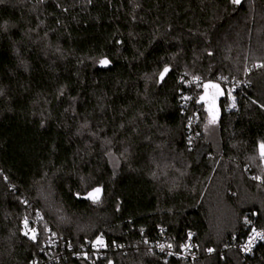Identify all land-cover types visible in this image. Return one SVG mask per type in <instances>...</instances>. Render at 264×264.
I'll list each match as a JSON object with an SVG mask.
<instances>
[{
  "label": "trees",
  "instance_id": "1",
  "mask_svg": "<svg viewBox=\"0 0 264 264\" xmlns=\"http://www.w3.org/2000/svg\"><path fill=\"white\" fill-rule=\"evenodd\" d=\"M255 64L264 0H0V264H264V242L230 247L264 229ZM206 82L235 84L236 109L216 98V141ZM98 237L95 262L73 257ZM188 239L194 261L155 249Z\"/></svg>",
  "mask_w": 264,
  "mask_h": 264
},
{
  "label": "built area",
  "instance_id": "2",
  "mask_svg": "<svg viewBox=\"0 0 264 264\" xmlns=\"http://www.w3.org/2000/svg\"><path fill=\"white\" fill-rule=\"evenodd\" d=\"M202 82H204V81L202 80V78H200L198 82H193L191 84L196 85L198 87L202 84ZM234 85L235 84H226L225 85L226 96L228 98V104H227V108H226L227 111L234 110L237 108V99H236V96L234 94ZM229 91H231V96L228 95ZM186 97H189V96L186 95ZM233 103H235V107H232ZM191 122L193 124H195L196 120L194 117L191 119ZM39 220H40V218H39ZM39 220H35V221L33 220L34 225H30L31 221H30V219H28V228L27 229L29 232H31L35 236L40 233V228H38V221ZM31 229H35V233H33L31 231ZM252 229H255L257 232L264 233V229L252 227L248 231L245 238H243L241 241H237L236 239H234L231 246H230L232 249L239 251L243 257H246V256L252 254L255 251V249L261 243L264 242V240H260L259 238H257L255 240L254 244L251 246V250L250 251L246 250V245L248 244L249 238L253 235ZM47 230L49 231V229H47ZM100 238L103 241L102 244H96V241H97V239H96V240L89 242L88 244L81 245V247L74 252H72L73 251L72 247H69L67 252L71 251L73 253V257H76L78 259H82V260L88 261V262L90 261L91 263H93V262H95L96 259H98L101 255L104 254L105 250H108L110 248L108 245V241L103 237H100ZM159 245H164L163 250H161ZM168 245H170V244H168ZM168 245L162 241H159L156 244L155 249L157 251H160L162 253L167 254L168 256H172V257H175V258L183 260V261H194L198 258L197 251L195 250L194 245H193V241L191 239H188L187 241L179 244L178 246L171 245V247H168ZM185 245H187V247H185ZM49 246H50V244H49ZM63 252L62 251L58 252V256H55V257L52 256L50 259V262H52V261H58L59 262L60 258L63 255ZM212 252L214 253V251H212ZM169 253H171V255Z\"/></svg>",
  "mask_w": 264,
  "mask_h": 264
},
{
  "label": "snow or ice",
  "instance_id": "3",
  "mask_svg": "<svg viewBox=\"0 0 264 264\" xmlns=\"http://www.w3.org/2000/svg\"><path fill=\"white\" fill-rule=\"evenodd\" d=\"M231 2L233 4L238 5L241 3V0H231ZM100 64L106 66L109 64V61L107 59H103L100 61ZM253 67L264 68V64H255V65H253ZM168 71H169V69L167 67H165L164 71L160 74L161 80H163L164 75ZM199 79H200L199 77H194L193 81H190L189 83L198 82ZM221 79L227 80V77H223ZM202 87L204 89V95L200 96V101H206L208 103L207 111L209 113V123L214 124L216 122L217 115H218V111L216 108L215 101H216V98L218 96L224 95V90L221 89L220 83H213V82L205 83L202 85ZM210 90H213V91H211V99L208 100L207 98L209 97ZM228 95L231 96V91L228 92ZM185 99H189V97H185ZM232 107H235V103H233ZM262 107H264V105H262ZM260 154H261V158L264 159V144L260 145ZM253 179L254 180H260L261 177L254 176ZM101 191H102V189L100 187H96L91 192H89L87 194L86 198L91 199L93 201V203H99ZM245 223H251V222L248 221L247 219H245ZM24 224H25V227L27 228L28 227L27 217H25ZM31 231L33 233H35V229H31ZM252 232H253V235L249 238L248 244L246 245V250H249V251L251 250V246L254 244V242L257 238H259L260 240H264V233L257 232L255 229H252ZM27 234L28 233L25 232V235H27ZM188 235H189V238H191L192 233H189ZM31 238L35 239V235H33ZM102 243H103L102 239L98 237L96 244H102ZM159 247L161 248V250H163L164 245H159ZM168 247H171V245H168ZM185 247H187V245H185ZM209 251H211V249H209ZM169 254L171 255V253H169Z\"/></svg>",
  "mask_w": 264,
  "mask_h": 264
},
{
  "label": "rangeland",
  "instance_id": "4",
  "mask_svg": "<svg viewBox=\"0 0 264 264\" xmlns=\"http://www.w3.org/2000/svg\"><path fill=\"white\" fill-rule=\"evenodd\" d=\"M225 85L226 84H224V87H225ZM204 121H205L204 124H205L206 131H208V133L213 135V140L216 141V135H217V126H216V124H210L209 123V116H207V119H205ZM168 155L169 154H167V157H168ZM110 159H111V162H112V165H113L114 169L118 170L120 168V165H121L120 155L111 153L110 154ZM167 159L170 160V165L173 162L185 163L184 160H179V162H177L178 161V157L176 155H174V153L172 155H170ZM259 159H260V157L253 158V159L250 160V162L252 163L253 166H256L258 168H264V164L260 163ZM263 162H264V159H263ZM174 170H178V169L175 168ZM101 193H102V191H101ZM101 193H100V195H101Z\"/></svg>",
  "mask_w": 264,
  "mask_h": 264
},
{
  "label": "water",
  "instance_id": "5",
  "mask_svg": "<svg viewBox=\"0 0 264 264\" xmlns=\"http://www.w3.org/2000/svg\"><path fill=\"white\" fill-rule=\"evenodd\" d=\"M245 0H241V3H243ZM107 66V65H106ZM105 66V67H106ZM206 83H209V82H206ZM221 89L223 90V88L221 87ZM211 91V90H210ZM210 95V94H209ZM224 95H225V91H224ZM224 95H221V96H219V98H221V97H223ZM207 99H209V97L207 98Z\"/></svg>",
  "mask_w": 264,
  "mask_h": 264
},
{
  "label": "flooded vegetation",
  "instance_id": "6",
  "mask_svg": "<svg viewBox=\"0 0 264 264\" xmlns=\"http://www.w3.org/2000/svg\"><path fill=\"white\" fill-rule=\"evenodd\" d=\"M211 91H213V90H211ZM210 97H211V92H210Z\"/></svg>",
  "mask_w": 264,
  "mask_h": 264
}]
</instances>
